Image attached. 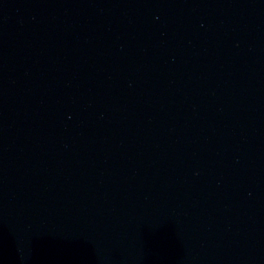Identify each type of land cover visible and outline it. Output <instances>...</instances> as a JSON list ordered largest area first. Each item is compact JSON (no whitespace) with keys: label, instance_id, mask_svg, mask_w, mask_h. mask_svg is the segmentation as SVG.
I'll use <instances>...</instances> for the list:
<instances>
[{"label":"water","instance_id":"water-1","mask_svg":"<svg viewBox=\"0 0 264 264\" xmlns=\"http://www.w3.org/2000/svg\"><path fill=\"white\" fill-rule=\"evenodd\" d=\"M0 264H264V0H0Z\"/></svg>","mask_w":264,"mask_h":264}]
</instances>
